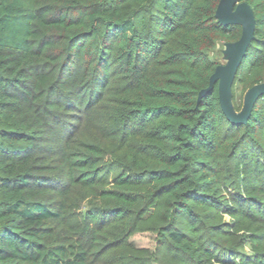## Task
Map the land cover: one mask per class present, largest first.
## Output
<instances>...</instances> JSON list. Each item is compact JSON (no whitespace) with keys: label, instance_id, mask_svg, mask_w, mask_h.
<instances>
[{"label":"trees","instance_id":"1","mask_svg":"<svg viewBox=\"0 0 264 264\" xmlns=\"http://www.w3.org/2000/svg\"><path fill=\"white\" fill-rule=\"evenodd\" d=\"M219 3L0 0V264H264V95L199 101L242 36Z\"/></svg>","mask_w":264,"mask_h":264},{"label":"water","instance_id":"2","mask_svg":"<svg viewBox=\"0 0 264 264\" xmlns=\"http://www.w3.org/2000/svg\"><path fill=\"white\" fill-rule=\"evenodd\" d=\"M216 17L224 25H241L242 36L238 41L225 44L223 51L225 63L216 67L210 78V86L200 93L199 101L218 83L220 104L227 118L236 124L247 123L258 98L264 95V82L253 86L246 92L241 111L235 110L233 87L238 70L254 39L256 17L252 7L241 0H220Z\"/></svg>","mask_w":264,"mask_h":264},{"label":"rangeland","instance_id":"3","mask_svg":"<svg viewBox=\"0 0 264 264\" xmlns=\"http://www.w3.org/2000/svg\"><path fill=\"white\" fill-rule=\"evenodd\" d=\"M226 220H230L228 216H225ZM137 241L140 243V245L143 246H154V236L151 234H142L137 238Z\"/></svg>","mask_w":264,"mask_h":264}]
</instances>
